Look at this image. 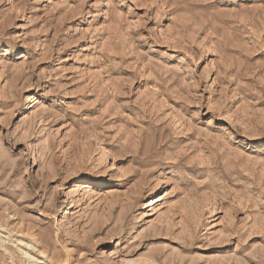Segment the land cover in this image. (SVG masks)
Segmentation results:
<instances>
[{"label": "rangeland", "instance_id": "rangeland-1", "mask_svg": "<svg viewBox=\"0 0 264 264\" xmlns=\"http://www.w3.org/2000/svg\"><path fill=\"white\" fill-rule=\"evenodd\" d=\"M0 264H264V0H0Z\"/></svg>", "mask_w": 264, "mask_h": 264}]
</instances>
